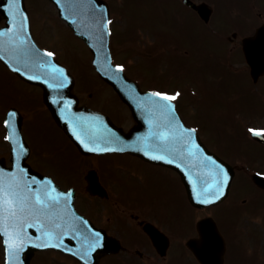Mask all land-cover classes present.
I'll return each instance as SVG.
<instances>
[{
	"label": "water",
	"instance_id": "95a60500",
	"mask_svg": "<svg viewBox=\"0 0 264 264\" xmlns=\"http://www.w3.org/2000/svg\"><path fill=\"white\" fill-rule=\"evenodd\" d=\"M55 1L56 5L60 8V15L66 19L71 26L74 27L75 31L83 36L85 40L90 44L94 51V66L97 67L100 74L108 82H111L117 88L120 96L129 102L131 108L135 105V96L131 94L134 89L132 81L125 76L122 72H116L117 67H113L111 64V58L108 54L107 35L105 21L107 20L106 10L103 3L99 0H91L88 3L87 0H52ZM201 14L200 6H195ZM0 11L7 18L6 26L0 28V31H9L20 33L22 22L25 17L27 18L26 30L21 34V37L27 38L28 44L31 46V51L33 53H39L40 55L36 58V65L31 68H25L22 63H17L13 60L11 53V45H7V51H0L1 59L4 61L12 70L19 68L16 71L23 79L25 78L31 82L40 83L49 98L51 111L55 115L57 123H60L63 128L69 134L73 133V127L77 123L83 124L84 127H95L93 128L94 133L101 132L112 134V131H116V128L111 126L110 121L105 119L102 114L89 110L86 107H77V100L71 93L70 87L72 85V79L66 69H64L55 59L52 57L44 56L43 53L34 42L33 38L30 36L29 28V18L27 17L24 0H19L18 4H13L11 0H0ZM16 17L14 20L13 17ZM107 26V25H106ZM10 37H0V40L7 41ZM243 50L245 52L246 60L251 65V75L254 80H256L260 74L264 73V26L258 29V32L252 36L248 37L243 44ZM62 70V75L59 71ZM29 76H34L37 78L28 79ZM56 77V79H53ZM63 83V87H55L58 83ZM140 97H146L150 100L157 99L156 97L149 96L148 94L139 95ZM161 103L162 100H159ZM168 103L165 102V105ZM6 121H8L9 135L12 136V146L16 148V152H13L15 157L13 168L11 170L5 169L0 166V170L8 174L3 179L5 182H11L14 176L17 180L21 182L23 186L30 184L33 193L39 191L40 193L51 192L53 196H59L60 202L58 208L60 215H63L59 224V231L53 232L52 243H56L58 246L55 247L61 251H66L72 255H76L81 261L87 264L97 263L98 252L100 255L104 254L115 246V242L111 241L110 238H103L99 235L98 246L89 252L87 257H83L82 253L91 248L92 243L96 239L94 234L98 232L93 230L88 226L86 221H81L79 223L74 212L72 211V197L68 196L66 193H60L57 187L49 181L47 178L38 176L31 171L30 167H26L20 156L18 155L20 149V135L19 122L17 114L15 118L9 116ZM77 122V123H76ZM77 127V126H76ZM178 128L181 125L177 124ZM142 131H137L139 127H135L134 131L130 135H126V140L129 141L133 146L139 147L141 145L140 140H136L135 137L139 136L140 133L143 134L147 132V129L140 127ZM184 128V127H182ZM101 130V131H100ZM13 131L15 135H13ZM186 139L185 141L177 142V147L186 149L184 156V151L182 155H169L164 152L160 154L163 159H153L152 157L159 155L158 153H152L149 148L145 147L139 153L143 156H147L153 161H159L165 164L172 165L177 171H179L183 177V181H186L188 190L190 192V199L194 205H212V203L220 202L227 194L229 185L232 181L233 169H231L226 162L221 158H218L214 153L209 151L200 138L197 137L195 132L190 135L186 128ZM123 135V134H122ZM76 140L80 141L79 137L76 136ZM107 141V138H105ZM125 145V144H124ZM193 145H198V147H193ZM100 148H113L114 145L102 144L99 145ZM161 149L160 147H158ZM104 150V149H102ZM101 150V151H102ZM179 152V150H178ZM171 160V163L168 161ZM1 164L2 161H0ZM23 170V172L21 171ZM26 173V175H25ZM224 174H227V181L224 182ZM35 179V183L32 180ZM213 185V187L204 192L203 189L208 187V185ZM223 188V195L219 199H216L218 189ZM199 193V195H198ZM202 200H211L212 203H202ZM55 210V206H54ZM52 213V212H51ZM42 218V217H41ZM45 219H43L41 225L36 226V220L27 222V224H32L34 231L32 232L29 228L26 229L28 233L27 243L30 248L40 249L43 247H36L34 245L41 244L45 239L44 233L50 230H43L46 225ZM199 233L200 238L192 241L190 243L193 246V250L196 255L200 258L202 264H222L223 263V249L224 244L222 242V237L217 230L216 224L211 218L203 219L199 222ZM41 227V228H40ZM40 228V229H39ZM59 237V239H56ZM69 239L74 240L70 241ZM155 240V238H154ZM46 248V247H44ZM49 248V247H47ZM53 248V247H52Z\"/></svg>",
	"mask_w": 264,
	"mask_h": 264
},
{
	"label": "flooded vegetation",
	"instance_id": "af4514ba",
	"mask_svg": "<svg viewBox=\"0 0 264 264\" xmlns=\"http://www.w3.org/2000/svg\"><path fill=\"white\" fill-rule=\"evenodd\" d=\"M226 40L235 45L238 38L226 37ZM111 92L109 89V97L113 93ZM77 94L81 102H85L80 89ZM92 96L90 92L88 97ZM106 105L105 111L118 125L128 128L133 124L125 107H114L107 101ZM37 129L40 131L36 132L38 137L30 144L28 158L32 167L43 174L53 176L60 185L67 187L66 189L73 187L79 207L94 223L109 233H121V236L128 240L124 243L127 251L123 254L132 256L130 258L140 264H154L160 261V258L167 260L172 257L171 261H174L179 259L178 256L185 257L183 253L159 257L150 237L145 233L146 225L151 223L163 230L171 243H181L185 236L182 233L188 228L185 222L190 213L185 210V192L174 171L144 162L139 157L127 153L78 155L75 145L53 121H49L46 127ZM262 165L264 167V162ZM147 166L157 170L159 175L149 172ZM93 170L96 179L93 175L91 182H96L104 194L107 191V195H91L85 191L86 174ZM95 190L96 188H93L92 192ZM255 190L257 193L262 191L260 197H254L247 206H244L247 202L244 199L240 209L242 212L246 211L236 218V226L229 225L226 228L228 233H232V238L236 237L240 241V246L228 248L226 264H264V240L260 233V230L264 229V218H260L261 214L256 212L262 204L260 201L264 198V189L256 187ZM79 195L85 198H79ZM186 255L189 257V252Z\"/></svg>",
	"mask_w": 264,
	"mask_h": 264
},
{
	"label": "rangeland",
	"instance_id": "374dc122",
	"mask_svg": "<svg viewBox=\"0 0 264 264\" xmlns=\"http://www.w3.org/2000/svg\"><path fill=\"white\" fill-rule=\"evenodd\" d=\"M117 1V0H115ZM122 1V0H121ZM175 0H128L127 4L128 7H126L128 14H130L131 19H133L134 23L137 25H148L150 29L153 31H157V33H164L171 37V40L173 43H176L183 51L190 52L192 50L193 52V46L196 45L197 49H199L196 52H193L192 56L188 59L193 60L195 58H199L197 61H187L185 62L184 66L187 68L184 75H174L170 77H163L160 78L158 83L162 86L164 84H172L174 82L177 83H184L185 79H191L192 82H194L195 85L200 86L201 88V95L203 96L202 101L198 103V106L202 107L201 114L202 116H198L197 121L203 125L204 123H208V121H211V127H212V137H213V145L217 148L219 154L223 156V158L228 159L229 154L233 151L241 152L243 151L245 156L248 157L252 156H264V148L257 146L253 142H244L242 141L243 138L238 134V136H234V132H231L230 134L227 133L224 130V126L220 124L221 120L217 118L215 113L216 111H224L225 113H228L229 111L233 110H240L243 108L253 109L256 105L259 104L256 97L254 98V93L252 91L255 90V87L253 82H251L249 73L247 70L245 71V68L242 69V71L247 72L246 73H240L238 78L233 79L231 77H228V79L223 82L224 86L223 88L232 89L234 91L233 94H235V98H232L233 91L230 90L229 94H219V85L218 83H213L211 80L212 74H217V72H223L220 70L219 67L215 68L213 67V64L210 63L214 62V60L210 57V51H221L222 50V43L216 40L211 39L208 32L203 28L202 24L196 20L194 17V14L192 12H188L187 9H185L183 6L174 7ZM236 2V0H219V4L217 7V13L214 16L213 20L214 22L219 26V29L223 30L226 27V23L232 24V23H241L246 24L248 23V20H242L241 18H238V15H234L233 12L225 11L230 6H233V4ZM26 6L27 9L32 11L33 17L41 22V26L43 30H47L48 37H45V43L49 45L50 48L53 49L55 52H59L58 55L55 54V57L59 59L68 69L74 70L76 76L80 80L79 84L85 85L86 90L88 89V86L91 85V83L85 82V76L86 73L91 68V57H89L90 53L87 51V47L84 45V43L78 38L73 36L72 32L68 29V27H63L60 24H56L51 28L50 25L54 24L55 18L51 16L52 9L54 8V5H51L47 0H26ZM148 14V15H147ZM189 14V16L187 15ZM241 19V20H240ZM155 24L156 27L152 25V22ZM49 25V26H48ZM55 31V34H54ZM55 36V37H54ZM41 47L44 48V46L41 44ZM201 51V52H200ZM191 52V53H192ZM234 59H237V64L244 67V63L242 60L238 61V58H241L239 53L234 54ZM174 56H177V59L184 61L180 55L174 54ZM154 58H150L148 61L144 60L141 63L140 68L144 71L146 75L152 74V68L149 62H152ZM185 56V60H188ZM233 61V60H232ZM177 66V69L179 72H182L185 67H181V63H175ZM239 67V66H238ZM72 68V69H71ZM72 70V71H73ZM184 72V71H183ZM223 74V73H222ZM130 75V74H129ZM132 75V74H131ZM130 75V76H131ZM171 75V74H170ZM229 75V73L227 74ZM247 76V77H246ZM189 82V80H186ZM189 83H186V85ZM240 84V87H239ZM94 84H92L93 86ZM250 85V86H249ZM262 86L264 89V79L260 81L258 86ZM23 87V85L18 82V80L14 77H12L11 74H9L7 71H5L3 65L0 64V155H5L7 152L8 146H5V141L3 143V126L1 121V111L9 104H12L13 106H21L22 103H20L18 100H16V90ZM26 87V85L24 86ZM185 87V86H184ZM234 87V89L232 88ZM249 87L251 88V93L249 94ZM240 88V89H239ZM237 89V92H236ZM262 89V90H263ZM261 90V89H260ZM263 92V91H262ZM171 95H175L172 92H168ZM102 96H107L108 94L101 93ZM186 96H188V93H185ZM232 98V99H231ZM196 103H197V99ZM17 101V102H16ZM95 103L100 104L103 103V100H94ZM250 101H254L248 105ZM94 103V102H93ZM94 103V105H95ZM96 104V105H97ZM185 102H182V105H184ZM185 106H188L190 108H193L189 105L187 102ZM210 110V114H209ZM191 111V109H190ZM24 113H26V117L33 116L32 108L27 107L26 110H24ZM248 114V115H247ZM264 114V111H263ZM229 115V114H228ZM227 115V116H228ZM245 120L250 119L252 117L253 123H262V119L259 118L255 119L256 116L249 115L248 111L246 114H244ZM250 116V117H248ZM4 118V114L2 115V119ZM255 119V120H254ZM244 120V121H245ZM28 121V122H27ZM196 121V122H197ZM223 121V120H222ZM227 121H230L227 120ZM36 124L42 125L41 120L37 119L33 121ZM249 123V122H248ZM2 127V128H1ZM236 133V132H235ZM23 134L26 135V138L29 140L36 139L38 136L36 133L32 132V124H30V119L28 118L26 120ZM215 137V138H214ZM208 145L210 144L207 141ZM4 145V146H3ZM214 149V148H213ZM149 172L154 173L155 175H159L153 168L147 166L146 167ZM263 169V168H262ZM261 169V170H262ZM244 173V172H243ZM240 175V178H243L244 175ZM239 194L245 195L248 194L250 191L252 192V186L245 182L243 179V183H239L237 186V189ZM241 197H239L240 199ZM262 204L264 205V199L262 200ZM264 207V206H263ZM225 208L231 211L229 209V205H225ZM264 210V209H263ZM210 212V211H209ZM232 212V211H231ZM218 214L215 215L216 223H218L221 226V230L223 231L224 227V218H225V209H219L217 211ZM264 213V211H263ZM204 214H210L204 211H195L191 214L192 216V222L199 218L201 215ZM228 214V213H227ZM223 216V217H222ZM227 219V216H226ZM45 262H42V261ZM36 263L38 264H78L76 261H72L69 259H63L60 257H56L53 254H43L42 256H39L36 259ZM107 264V263H103Z\"/></svg>",
	"mask_w": 264,
	"mask_h": 264
},
{
	"label": "snow or ice",
	"instance_id": "6c2138e0",
	"mask_svg": "<svg viewBox=\"0 0 264 264\" xmlns=\"http://www.w3.org/2000/svg\"><path fill=\"white\" fill-rule=\"evenodd\" d=\"M11 2L15 5L19 3V0H11ZM88 3H91V0H87ZM15 20L16 17L14 16ZM111 21H105V27ZM27 18L25 17L22 22L20 33L26 30ZM17 32H9V31H0V37H10L9 40L3 41L0 40V51H7V45H11V53L12 59L17 63H22L25 68H31L36 65V58L40 55L39 53H33L31 51V46L28 44L27 38L21 37V34ZM44 56L51 57L53 53L45 52ZM0 59H3L0 56ZM19 71V68L15 69ZM59 71L62 75V70ZM116 72H122L123 68L121 66H117L115 69ZM37 77L29 76L28 79H34ZM56 79V77H53ZM64 84L58 83L55 87H63ZM153 96L159 97L162 101L171 102L175 100L180 94L176 93L175 95H167L163 93H152ZM169 112H174V109L171 103L166 105ZM11 118H15L16 113H9ZM5 127H8V121H5ZM182 127V126H181ZM191 135L194 130H187ZM253 132L254 135H261L264 133L254 131L252 129L249 130ZM13 135L15 132L13 131ZM160 139L162 141H166L168 139L167 135L161 134ZM5 140H12V136H5ZM193 147H198V145H193ZM93 151L95 149H89ZM108 150V149H106ZM13 151L16 152V148H13ZM23 152V146L21 145L20 154ZM153 159H163V156L157 155L152 157ZM171 163V160L168 161ZM23 172V170H21ZM6 173L3 170H0V237L4 238L5 244V252L6 256L10 258V260L6 261V264H19V254L24 250L25 244V235L26 229L32 227V224H25L24 221L32 216V217H45L46 219L51 220V212L54 211V206L58 205L60 202L59 196H53L51 192L40 193L39 191L33 193V190L29 185L23 186L19 180H17L14 176L12 177L11 182H5L3 179ZM26 175V173H25ZM227 181V174H224V182ZM35 179L32 180V183H35ZM213 185H208V187L204 188L203 191H209ZM199 195V193H198ZM223 195V188L220 187L215 196L216 199H219L220 196ZM68 196H71V193H68ZM202 203H212L211 200H202ZM55 228H59V224L55 225ZM46 239L41 243L34 245L36 247H57L56 243H52L53 232L46 231L44 233ZM95 240L91 245V248L82 253L83 257H87L91 250H94L98 246V238L99 234H94ZM59 239V237H56Z\"/></svg>",
	"mask_w": 264,
	"mask_h": 264
}]
</instances>
